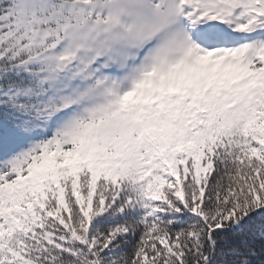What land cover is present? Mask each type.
Listing matches in <instances>:
<instances>
[{"label":"snow or ice","instance_id":"obj_1","mask_svg":"<svg viewBox=\"0 0 264 264\" xmlns=\"http://www.w3.org/2000/svg\"><path fill=\"white\" fill-rule=\"evenodd\" d=\"M0 264H264V0H0Z\"/></svg>","mask_w":264,"mask_h":264}]
</instances>
